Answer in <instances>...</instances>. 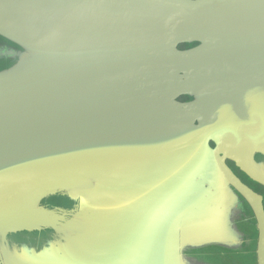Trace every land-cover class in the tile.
I'll list each match as a JSON object with an SVG mask.
<instances>
[{
	"label": "water",
	"instance_id": "obj_1",
	"mask_svg": "<svg viewBox=\"0 0 264 264\" xmlns=\"http://www.w3.org/2000/svg\"><path fill=\"white\" fill-rule=\"evenodd\" d=\"M0 65V264H264V0H0Z\"/></svg>",
	"mask_w": 264,
	"mask_h": 264
},
{
	"label": "rangeland",
	"instance_id": "obj_2",
	"mask_svg": "<svg viewBox=\"0 0 264 264\" xmlns=\"http://www.w3.org/2000/svg\"><path fill=\"white\" fill-rule=\"evenodd\" d=\"M0 68H1V65H0ZM234 71L233 72H235V70L236 69H233ZM238 75H236L235 77H237ZM233 80V79H232ZM238 87H239V83L238 82H232V83H230L229 84V89L232 91V92H236L237 91V89H238ZM238 92V91H237ZM259 192H261L262 194H264V191L263 190H260V189H257ZM188 256H194V255H188ZM201 257V256H200ZM200 257L198 258V259H200ZM233 260V259H232ZM244 260L246 261L247 259L246 258H244ZM239 261V260H238ZM237 260H235L234 262L235 263H239ZM231 263H232V261H231Z\"/></svg>",
	"mask_w": 264,
	"mask_h": 264
},
{
	"label": "flooded vegetation",
	"instance_id": "obj_3",
	"mask_svg": "<svg viewBox=\"0 0 264 264\" xmlns=\"http://www.w3.org/2000/svg\"><path fill=\"white\" fill-rule=\"evenodd\" d=\"M187 100H190L189 98H181L180 101H187Z\"/></svg>",
	"mask_w": 264,
	"mask_h": 264
}]
</instances>
